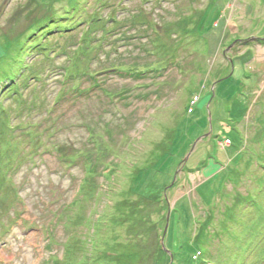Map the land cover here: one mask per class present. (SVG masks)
Here are the masks:
<instances>
[{"label":"rangeland","instance_id":"obj_1","mask_svg":"<svg viewBox=\"0 0 264 264\" xmlns=\"http://www.w3.org/2000/svg\"><path fill=\"white\" fill-rule=\"evenodd\" d=\"M0 264H264V0H0Z\"/></svg>","mask_w":264,"mask_h":264},{"label":"trees","instance_id":"obj_2","mask_svg":"<svg viewBox=\"0 0 264 264\" xmlns=\"http://www.w3.org/2000/svg\"><path fill=\"white\" fill-rule=\"evenodd\" d=\"M114 71H118V69H114ZM130 72V70H129ZM135 71H131L129 73V75H135L136 77H139V78H142L144 76L143 72H141V74H139L138 72L137 73H134ZM157 72V71H156ZM62 76H63V70H62ZM62 76H61V81H60V85L62 86H66V84H69L71 83V80L73 79L74 81H76L78 78H89V77H86L87 75L85 73L83 74H78L77 76L75 77H69L67 83H62ZM134 76V77H135ZM94 77L91 76V79H93ZM34 80L36 81H40V78H36L34 77L33 78ZM90 79V78H89ZM232 77L229 76L227 77L225 80H222L219 84L221 83H224L226 81H229L231 80ZM19 87V86H18ZM17 87V88H18ZM104 92L106 93L105 95L109 96L110 99H113V97H115L114 95H110L107 91L104 90ZM15 93H17V96L18 98H21L23 97V94L22 92H20V90H17ZM55 98L59 99L60 98V101H61V98H62V94L59 93L58 96H56ZM55 98L53 99L52 103H53V106H56L57 104H54V100ZM186 120V119H185ZM4 124L3 126L5 127L4 130L1 131V134L2 136L5 138V139H9L12 135H14L15 131H16V127H13L11 126V119L10 118H6L4 120ZM31 127V126H29ZM185 125H184V121L180 122L176 128H184ZM92 130H90V137H92ZM99 137V136H98ZM96 141L95 144V153L94 151L92 152H89V153H85V152H81L80 155H76V156H73V157H65V164H69V165H73V163H77L78 164H81L82 167L85 169V175L86 177L84 178L81 186H80V190H82L83 188H87L89 187L90 183L93 182L96 177L98 176H102L103 178H105L106 181L110 182L112 181V179L114 178V174H113V168L112 167H109L107 168V172H100L98 171L99 169V165L102 161L104 160H109L108 157H110V154H112L111 152V148H108V147H104L103 146V143L100 142V140H94ZM170 144H172V141H170ZM169 144V145H170ZM168 145V146H169ZM109 149V150H107ZM167 152H168V149L165 150V151H162V157L161 155L160 156H157L155 159H152L149 163V161H146L144 163H140V167L138 169V172L137 171H133L134 173H144L145 171H149V170H152L154 167H157L158 165H160V163L163 162V156L167 155ZM94 153V154H93ZM154 154V153H153ZM116 159H121V157L119 156H116ZM124 161V159L122 160V162ZM128 166L132 167V169L138 167V164H136L135 162L134 163H130L128 164ZM133 169V170H134ZM137 174V175H138ZM132 175V174H131ZM135 175V174H133ZM132 175V176H133Z\"/></svg>","mask_w":264,"mask_h":264},{"label":"water","instance_id":"obj_3","mask_svg":"<svg viewBox=\"0 0 264 264\" xmlns=\"http://www.w3.org/2000/svg\"><path fill=\"white\" fill-rule=\"evenodd\" d=\"M192 152H193V151H192ZM191 154H192V153H191ZM191 154H190V156H191ZM189 158H190V157H189ZM189 158H188V159H189ZM188 159H187V160H188Z\"/></svg>","mask_w":264,"mask_h":264}]
</instances>
